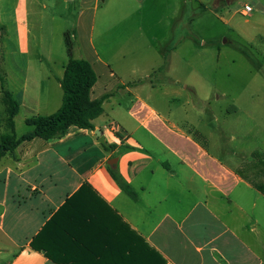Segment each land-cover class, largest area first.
I'll list each match as a JSON object with an SVG mask.
<instances>
[{"label":"crops","instance_id":"1","mask_svg":"<svg viewBox=\"0 0 264 264\" xmlns=\"http://www.w3.org/2000/svg\"><path fill=\"white\" fill-rule=\"evenodd\" d=\"M189 1L0 0V127L9 130L6 92L18 102L17 138L33 130L27 118L63 102L69 54L51 47L58 58L42 57L40 6L62 4L69 29L58 33L71 35L72 56L96 73L90 98L107 96L94 129L71 125L61 136L21 139L1 157L0 264H264V156L214 128L177 123L172 110L144 99L141 92L156 90L149 70L127 81L112 67L115 59L135 65L121 53L131 46L163 53L153 73L172 68L174 27ZM100 50L120 54L104 59ZM177 80L165 91L182 96ZM124 91L136 97L129 105L117 99Z\"/></svg>","mask_w":264,"mask_h":264},{"label":"rangeland","instance_id":"2","mask_svg":"<svg viewBox=\"0 0 264 264\" xmlns=\"http://www.w3.org/2000/svg\"><path fill=\"white\" fill-rule=\"evenodd\" d=\"M246 3L254 7L250 16L239 12ZM34 9L37 12V8ZM39 10H43L42 29L36 27L34 32L43 34L45 49L42 57L48 59L51 47L55 53L67 54L65 36L58 33L62 27L69 29L64 7L48 4L47 8L40 6ZM182 13L186 17L176 22L173 31L177 49L168 56L174 60L172 68H160L159 75L153 73L162 65L163 53L155 48L132 50L131 46H126L121 53L129 65H135L123 68L119 59H115L112 67L127 81L138 79L144 76V70H149L151 78L147 77V83H153L156 90L151 91L152 97L141 92L144 99L161 111L172 110L169 117L177 123L190 122L205 129L214 128L216 135L230 145L237 147L242 143L252 150L257 149L255 157L257 153L264 156V0H190ZM33 20L36 23V19ZM187 34L190 39L178 45V39ZM112 53L120 54L99 52L104 59ZM15 58L23 56L16 51ZM147 58L149 64L145 61ZM183 61L185 64L189 61L190 65L182 67ZM164 74L177 76L179 80L174 86L182 90V96L165 91L171 83L168 82L170 77ZM120 97L127 105L136 98L126 91L117 99ZM227 112L232 115L225 118ZM2 115L5 117L4 113ZM218 127L227 128L229 132L220 134L215 129ZM0 128L1 136L6 131L3 126Z\"/></svg>","mask_w":264,"mask_h":264},{"label":"trees","instance_id":"3","mask_svg":"<svg viewBox=\"0 0 264 264\" xmlns=\"http://www.w3.org/2000/svg\"><path fill=\"white\" fill-rule=\"evenodd\" d=\"M64 36L69 60L61 80L63 89L61 107L50 115H36L27 118L26 123L33 126V130L17 138L14 129V115L18 110V102L11 93L6 92L5 98L8 102V108L5 120L9 130L1 135L0 159L7 152L12 151L21 139L33 136L43 138L61 136L71 125L94 129L92 120L102 114L103 102L107 96L99 99L90 98V90L96 81V73L89 61L72 56L74 45L72 37L68 32ZM113 175L122 187L128 189L118 174L113 172Z\"/></svg>","mask_w":264,"mask_h":264},{"label":"built area","instance_id":"4","mask_svg":"<svg viewBox=\"0 0 264 264\" xmlns=\"http://www.w3.org/2000/svg\"><path fill=\"white\" fill-rule=\"evenodd\" d=\"M254 7L250 3H246L241 9H239V12L243 15H249L252 13Z\"/></svg>","mask_w":264,"mask_h":264},{"label":"water","instance_id":"5","mask_svg":"<svg viewBox=\"0 0 264 264\" xmlns=\"http://www.w3.org/2000/svg\"><path fill=\"white\" fill-rule=\"evenodd\" d=\"M257 6H258V7H261V5H257ZM95 132H96V134H97V136H98V138H99V141H100L101 143H105V144H106V142H105V137H104V135L101 134L100 130L96 129Z\"/></svg>","mask_w":264,"mask_h":264}]
</instances>
